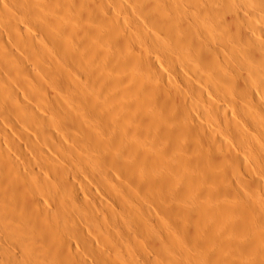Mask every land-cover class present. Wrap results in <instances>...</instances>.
Wrapping results in <instances>:
<instances>
[{
  "label": "bare ground",
  "instance_id": "obj_1",
  "mask_svg": "<svg viewBox=\"0 0 264 264\" xmlns=\"http://www.w3.org/2000/svg\"><path fill=\"white\" fill-rule=\"evenodd\" d=\"M0 264H264V0H0Z\"/></svg>",
  "mask_w": 264,
  "mask_h": 264
}]
</instances>
